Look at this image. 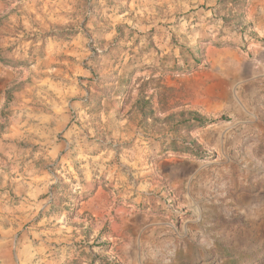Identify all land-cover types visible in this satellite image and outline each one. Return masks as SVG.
<instances>
[{"label":"rangeland","instance_id":"374dc122","mask_svg":"<svg viewBox=\"0 0 264 264\" xmlns=\"http://www.w3.org/2000/svg\"><path fill=\"white\" fill-rule=\"evenodd\" d=\"M257 28L264 0H0V264H264Z\"/></svg>","mask_w":264,"mask_h":264},{"label":"trees","instance_id":"16d2710c","mask_svg":"<svg viewBox=\"0 0 264 264\" xmlns=\"http://www.w3.org/2000/svg\"><path fill=\"white\" fill-rule=\"evenodd\" d=\"M195 120L201 125L203 124L207 119L202 117H195Z\"/></svg>","mask_w":264,"mask_h":264},{"label":"crops","instance_id":"0c3cea01","mask_svg":"<svg viewBox=\"0 0 264 264\" xmlns=\"http://www.w3.org/2000/svg\"><path fill=\"white\" fill-rule=\"evenodd\" d=\"M257 32H259L264 37V28H257Z\"/></svg>","mask_w":264,"mask_h":264}]
</instances>
